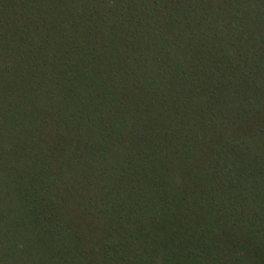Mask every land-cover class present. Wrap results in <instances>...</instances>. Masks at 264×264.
I'll return each instance as SVG.
<instances>
[{"label":"trees","instance_id":"obj_1","mask_svg":"<svg viewBox=\"0 0 264 264\" xmlns=\"http://www.w3.org/2000/svg\"><path fill=\"white\" fill-rule=\"evenodd\" d=\"M0 264H264V0H0Z\"/></svg>","mask_w":264,"mask_h":264}]
</instances>
